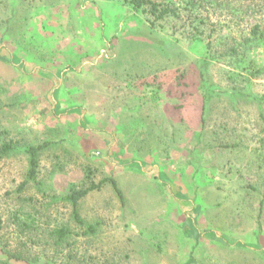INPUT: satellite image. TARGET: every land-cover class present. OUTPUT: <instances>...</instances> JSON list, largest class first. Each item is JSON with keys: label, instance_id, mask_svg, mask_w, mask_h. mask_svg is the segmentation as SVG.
I'll use <instances>...</instances> for the list:
<instances>
[{"label": "rangeland", "instance_id": "rangeland-1", "mask_svg": "<svg viewBox=\"0 0 264 264\" xmlns=\"http://www.w3.org/2000/svg\"><path fill=\"white\" fill-rule=\"evenodd\" d=\"M153 1L0 0V264H264V1Z\"/></svg>", "mask_w": 264, "mask_h": 264}, {"label": "trees", "instance_id": "trees-1", "mask_svg": "<svg viewBox=\"0 0 264 264\" xmlns=\"http://www.w3.org/2000/svg\"><path fill=\"white\" fill-rule=\"evenodd\" d=\"M260 1H264V0H260ZM129 2L136 9L141 7H143V9L146 8L148 12L151 15H153L154 19H162L165 16L177 14L169 4L159 6V4L153 0H129ZM217 5H221V4H217ZM254 10L255 9H253V11ZM249 32L250 35H252L253 37L264 39V18L261 17L259 22H255L254 24H252ZM205 77L206 76H202V87L204 91L205 90L209 91V93L206 94V96L208 97L211 94L212 86L210 83H207V79ZM249 97L257 101L264 100V94L263 95L250 94ZM50 143H51L50 141L46 140L41 143L29 144L24 146L23 150L28 156V168H27L28 179H34L36 177L38 172V154L43 148L50 145ZM13 149L14 146L9 142H4L3 144H1L0 158L8 155ZM107 182H109L110 185L113 187V190L116 193V196L118 197L120 202L124 204L123 193L120 190V188L117 186L115 179L112 177H105L98 182H92L90 185L84 188L71 186L68 193L64 196L65 199H67L71 203L72 217L74 221L81 227L85 228V232L94 231L95 228L93 224H86V221L81 216L79 212V202L90 191L100 189L101 186ZM54 233L57 236V239H60L66 235L67 230L65 228H59V229H55ZM3 255L5 256V260H7V262L13 258L19 259L16 255H13L8 251H3Z\"/></svg>", "mask_w": 264, "mask_h": 264}]
</instances>
